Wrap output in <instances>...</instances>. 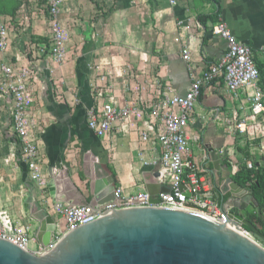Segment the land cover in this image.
I'll return each instance as SVG.
<instances>
[{"label":"crops","instance_id":"crops-1","mask_svg":"<svg viewBox=\"0 0 264 264\" xmlns=\"http://www.w3.org/2000/svg\"><path fill=\"white\" fill-rule=\"evenodd\" d=\"M177 2L171 8L166 0H62L57 21L66 33L65 60L56 65L37 53L38 45L50 41L46 0H0V17L10 33L9 47L0 53V67L27 73L31 138L45 180V189H37L16 157L8 104L0 96V212L28 229L31 252L63 231V220L52 211L53 205L95 207L114 201L116 189L123 196L150 192L157 197L168 191L167 184L157 181L158 167L143 165L158 161L160 147L151 139L140 143L142 119L132 120L131 127L114 124L103 139L88 130L87 113L97 102L94 88L106 89L99 104L111 97L118 108L138 99L148 105L156 98L157 85L171 95L185 94L192 81L225 54V42L210 33L218 20L262 67L264 0ZM185 26L188 31H183ZM179 33L182 39L176 43ZM183 46L189 48L188 62L180 57ZM258 86L264 93L263 69ZM246 101L241 91L228 93L221 80L203 87L186 133L190 159L211 199L228 212L229 190L236 185L246 194L236 191L244 203H235L243 210L232 211L248 221L255 213V200L249 186L238 184L235 175L240 169L264 170V137L251 140L234 128L249 115ZM227 179L231 183L223 188ZM43 222L45 228L49 222L55 224L50 238L38 232ZM251 223L264 235V224Z\"/></svg>","mask_w":264,"mask_h":264},{"label":"built area","instance_id":"built-area-1","mask_svg":"<svg viewBox=\"0 0 264 264\" xmlns=\"http://www.w3.org/2000/svg\"><path fill=\"white\" fill-rule=\"evenodd\" d=\"M166 1L171 8L178 3V0ZM61 4L62 0H46L45 9L50 41L49 45L37 46V53L49 57L56 65H61L65 60L66 33L57 21ZM182 28L183 31L189 30L188 26ZM210 33L213 37L225 42V54L217 64L209 65L200 78H195L187 92L181 96L171 95L169 89L162 90L161 86L157 85L156 98L148 105L138 99L118 108L111 97L107 98L105 104H99L98 101L105 93L99 88L93 89V96L97 102L95 107L87 113L86 125L97 138H105L116 123H118L117 127H131L132 120L138 118L142 119L143 126V129L138 131L140 143L146 144L150 139L158 143L160 147L158 161L143 163L145 166L158 167L157 181L168 185V191L155 197L158 204L150 205L149 198L144 192H139L135 196H123L122 191L116 189L113 191L114 201L95 207L53 205L52 211L63 220V231L56 232L48 246L32 252L34 255H42L53 248L63 235L100 216L135 207L187 211L229 227L226 222L227 210L219 207L211 199L210 190L198 178L197 168L190 159L186 133L189 115L201 95L202 88L221 80L228 93L241 91L246 95L249 115L235 122L234 128L238 133L255 140L257 137H264V93L258 86L259 69L250 50L237 42L220 20L211 27ZM181 39L182 34L179 33L175 42L179 43ZM9 44L10 33L7 24L0 17V53L4 52ZM180 57L183 62L189 61L188 47L183 46L180 49ZM259 60L262 65L260 68L264 71V52L261 53ZM0 76L2 79L0 96L4 97L8 104L9 133L16 140L14 153L25 165L29 181L37 189L44 190L45 180L40 172L39 152L35 141L31 138L34 125L29 115L32 95L27 87V73L20 69L1 66ZM153 131L154 134L150 135ZM239 233L245 237L248 236L244 230H240ZM0 240L9 242L23 251L31 252L29 247L33 240L28 235V229L13 224L4 212H0Z\"/></svg>","mask_w":264,"mask_h":264},{"label":"water","instance_id":"water-1","mask_svg":"<svg viewBox=\"0 0 264 264\" xmlns=\"http://www.w3.org/2000/svg\"><path fill=\"white\" fill-rule=\"evenodd\" d=\"M227 183L231 182L227 179L223 188ZM232 186L227 203L229 227L187 211L122 209L66 233L40 256L0 240V264H264V235L232 211L243 210L236 200L244 203L236 192L242 190ZM147 196L150 205L158 204L154 194L147 192ZM48 224L45 228L41 223L38 232L50 238L55 224ZM41 243L48 246L46 240Z\"/></svg>","mask_w":264,"mask_h":264},{"label":"trees","instance_id":"trees-1","mask_svg":"<svg viewBox=\"0 0 264 264\" xmlns=\"http://www.w3.org/2000/svg\"><path fill=\"white\" fill-rule=\"evenodd\" d=\"M258 69L261 73L260 66ZM235 180L238 184H247L252 191L253 200H255V213L249 217L248 221L257 225L264 224V170L261 173H254L251 170L240 169L235 175Z\"/></svg>","mask_w":264,"mask_h":264},{"label":"rangeland","instance_id":"rangeland-1","mask_svg":"<svg viewBox=\"0 0 264 264\" xmlns=\"http://www.w3.org/2000/svg\"><path fill=\"white\" fill-rule=\"evenodd\" d=\"M104 93H106L105 91H106V89L104 90L103 88L101 89Z\"/></svg>","mask_w":264,"mask_h":264},{"label":"bare ground","instance_id":"bare-ground-1","mask_svg":"<svg viewBox=\"0 0 264 264\" xmlns=\"http://www.w3.org/2000/svg\"><path fill=\"white\" fill-rule=\"evenodd\" d=\"M48 226V225H47Z\"/></svg>","mask_w":264,"mask_h":264}]
</instances>
